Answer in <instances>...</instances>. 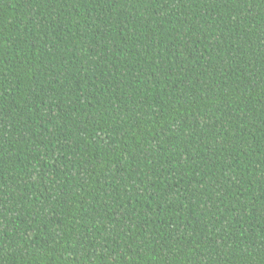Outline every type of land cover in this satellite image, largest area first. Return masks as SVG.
<instances>
[{
	"label": "trees",
	"instance_id": "16d2710c",
	"mask_svg": "<svg viewBox=\"0 0 264 264\" xmlns=\"http://www.w3.org/2000/svg\"><path fill=\"white\" fill-rule=\"evenodd\" d=\"M0 264H264V0H0Z\"/></svg>",
	"mask_w": 264,
	"mask_h": 264
}]
</instances>
